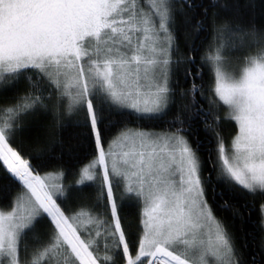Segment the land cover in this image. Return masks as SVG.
<instances>
[{
    "label": "snow or ice",
    "instance_id": "obj_1",
    "mask_svg": "<svg viewBox=\"0 0 264 264\" xmlns=\"http://www.w3.org/2000/svg\"><path fill=\"white\" fill-rule=\"evenodd\" d=\"M0 100V264H264V0H0Z\"/></svg>",
    "mask_w": 264,
    "mask_h": 264
},
{
    "label": "trees",
    "instance_id": "obj_2",
    "mask_svg": "<svg viewBox=\"0 0 264 264\" xmlns=\"http://www.w3.org/2000/svg\"><path fill=\"white\" fill-rule=\"evenodd\" d=\"M145 2L147 3V0H145ZM206 75H207V72H206ZM14 93H9V95H13ZM0 102H2V100H0ZM223 111L221 113V115H223ZM234 122H232L231 124H225L223 126V129H222V132H223V135L225 136L226 140H228V142L230 143V139H231V136L234 135ZM159 130V129H157ZM71 133H72V130L71 129H68L66 130L63 135L65 137V140H66V144H65V148L66 150L71 147L73 149L76 148V142L75 141H72L70 139V136H71ZM79 155L81 157H83L85 155V153H79ZM68 157L65 156V166H67L68 164ZM87 159H81L79 162L73 160L71 161V163L75 164L77 167L81 166L82 164H85L87 163ZM219 201V198H217V202ZM261 204H264V199L262 198H257L256 202H255V210L251 213V222L249 223H246L245 225V231L247 232H255L256 230L253 228L252 224L253 222H258L259 221V215H260V207H261ZM125 212L129 215L130 218L136 216L137 214V209L136 207H129V208H126L125 209ZM217 215H221V213H217ZM224 217L225 218H228L230 219L229 217V214L228 213H223ZM247 215V213H246ZM238 223V222H237ZM259 237L257 236V239ZM249 239V244H251V237L248 238Z\"/></svg>",
    "mask_w": 264,
    "mask_h": 264
},
{
    "label": "rangeland",
    "instance_id": "obj_3",
    "mask_svg": "<svg viewBox=\"0 0 264 264\" xmlns=\"http://www.w3.org/2000/svg\"><path fill=\"white\" fill-rule=\"evenodd\" d=\"M147 2H149V0H147Z\"/></svg>",
    "mask_w": 264,
    "mask_h": 264
}]
</instances>
